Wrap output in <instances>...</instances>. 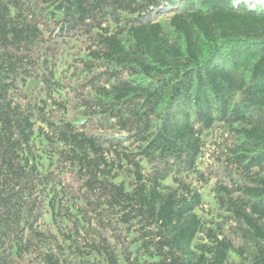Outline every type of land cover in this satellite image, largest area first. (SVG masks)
<instances>
[{"label": "trees", "instance_id": "16d2710c", "mask_svg": "<svg viewBox=\"0 0 264 264\" xmlns=\"http://www.w3.org/2000/svg\"><path fill=\"white\" fill-rule=\"evenodd\" d=\"M0 0V264H264V5Z\"/></svg>", "mask_w": 264, "mask_h": 264}, {"label": "rangeland", "instance_id": "374dc122", "mask_svg": "<svg viewBox=\"0 0 264 264\" xmlns=\"http://www.w3.org/2000/svg\"><path fill=\"white\" fill-rule=\"evenodd\" d=\"M240 1H243V0H236V2H240ZM245 1H247V2H250V1H252V0H245ZM264 5V4H263ZM252 7V6H251Z\"/></svg>", "mask_w": 264, "mask_h": 264}, {"label": "bare ground", "instance_id": "6f19581e", "mask_svg": "<svg viewBox=\"0 0 264 264\" xmlns=\"http://www.w3.org/2000/svg\"><path fill=\"white\" fill-rule=\"evenodd\" d=\"M256 1H258L261 4H264V0H256Z\"/></svg>", "mask_w": 264, "mask_h": 264}]
</instances>
